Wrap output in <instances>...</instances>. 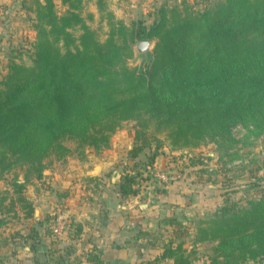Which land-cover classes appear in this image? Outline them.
Segmentation results:
<instances>
[{
    "label": "trees",
    "instance_id": "1",
    "mask_svg": "<svg viewBox=\"0 0 264 264\" xmlns=\"http://www.w3.org/2000/svg\"><path fill=\"white\" fill-rule=\"evenodd\" d=\"M157 13L150 28L111 23L104 43L86 25L78 40L58 27L63 43L47 47L45 31H38L22 85L0 88V175L18 168L24 182L40 178L46 160L81 154L86 147L107 148L119 124L129 119L141 126L133 156L146 146L141 138L146 129L162 134L173 148H187L223 132L230 122L264 128V0H218L203 11L175 6ZM134 39L155 41L157 60L167 58L176 44L178 55L164 59L159 74L154 65L146 72L131 68ZM135 178L125 176L120 192L129 191ZM14 184L21 191L23 185ZM250 204L244 215L202 230L198 242L221 239L210 264H264V196ZM163 257L191 264L180 247L167 248Z\"/></svg>",
    "mask_w": 264,
    "mask_h": 264
},
{
    "label": "rangeland",
    "instance_id": "2",
    "mask_svg": "<svg viewBox=\"0 0 264 264\" xmlns=\"http://www.w3.org/2000/svg\"><path fill=\"white\" fill-rule=\"evenodd\" d=\"M94 1L96 6H91L93 0H0V88L22 85V75L33 65L39 30L45 31L46 47L56 40L63 43L58 27L78 40L82 25L104 43L111 23H122L128 29L150 28L161 7L203 11L218 0H151L147 12L128 6L122 14L111 12L105 0ZM139 42L134 39L130 45L132 56L127 65L131 68L146 72L154 65L159 74L164 59L178 55L176 44L167 58L157 60L155 41H149L148 52L140 55L136 50ZM94 85L89 82L88 89ZM140 130L138 120H125L107 148L86 147L81 154L73 151L62 160H46L40 178L30 176L24 182V173L18 168L0 175V264H104L99 248L82 237L83 222L114 209L122 213L134 209L137 215L131 240L142 250L132 264H173V258L163 257V253L177 247L191 264H210L217 254L212 250L221 239L198 242L202 230L244 215L250 203L264 196V128L257 130L250 121L230 122L223 132L187 148H173L162 134L146 129L141 136L146 146L133 156V147L140 143L135 135ZM105 150H110L107 157L115 160L105 179L87 182L69 176V165H82ZM125 176L136 178L131 191L123 194L120 185ZM15 182L23 185L21 191L14 187ZM35 211L41 215L38 221ZM57 215L63 217L60 236L53 233ZM240 264L261 263L247 260Z\"/></svg>",
    "mask_w": 264,
    "mask_h": 264
},
{
    "label": "crops",
    "instance_id": "3",
    "mask_svg": "<svg viewBox=\"0 0 264 264\" xmlns=\"http://www.w3.org/2000/svg\"><path fill=\"white\" fill-rule=\"evenodd\" d=\"M105 2H107L109 10L114 14H122L123 8L128 6L147 12L153 4L151 0H105ZM91 6H96L94 0L91 2ZM126 12L129 13L131 11L126 9ZM110 150H105L106 152H103L104 155L101 154L98 158H90L87 162L77 167L69 165L66 171L70 177L77 178V180L84 178L88 182V179L91 178H94V180L96 178L98 180L100 178L105 179L108 168L115 162L113 156L107 157V154L111 152ZM95 168H97L96 173H94ZM153 204L149 203L150 208L154 206ZM100 205L104 207L103 203H100ZM128 207L132 206L128 204ZM146 208L144 212L148 210V206ZM136 221L137 215L134 209H129L126 213L116 209L99 213L83 222L82 237L91 239L96 247L99 248L105 261L104 264H132L137 261L138 254L142 250L137 248L133 240H131L134 233V227L132 228V226H134ZM148 221L149 219L140 223L144 224ZM125 226L126 229L124 228ZM134 249H137V251Z\"/></svg>",
    "mask_w": 264,
    "mask_h": 264
},
{
    "label": "water",
    "instance_id": "4",
    "mask_svg": "<svg viewBox=\"0 0 264 264\" xmlns=\"http://www.w3.org/2000/svg\"><path fill=\"white\" fill-rule=\"evenodd\" d=\"M149 47H150V42L149 41L139 42L136 45L137 53L140 54V55L143 54V53H147L148 50H149ZM96 172H97V168H95V170H94V173H96ZM40 218H41L40 213L38 211H35V216H34L35 221L40 220Z\"/></svg>",
    "mask_w": 264,
    "mask_h": 264
},
{
    "label": "built area",
    "instance_id": "5",
    "mask_svg": "<svg viewBox=\"0 0 264 264\" xmlns=\"http://www.w3.org/2000/svg\"><path fill=\"white\" fill-rule=\"evenodd\" d=\"M63 217L60 215L56 216V223L53 227V233L57 236H60L63 233Z\"/></svg>",
    "mask_w": 264,
    "mask_h": 264
}]
</instances>
